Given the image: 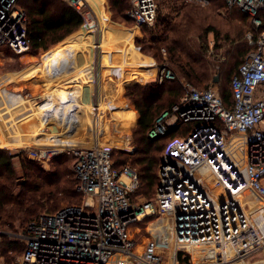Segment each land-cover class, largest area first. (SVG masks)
<instances>
[{"label": "built area", "instance_id": "built-area-1", "mask_svg": "<svg viewBox=\"0 0 264 264\" xmlns=\"http://www.w3.org/2000/svg\"><path fill=\"white\" fill-rule=\"evenodd\" d=\"M63 1L82 13L85 26L94 25L89 0ZM129 3L128 15L137 27L155 25L158 0ZM226 3L251 15L254 30L246 37L257 48L232 78L231 107L214 87L186 84L181 100L156 119L150 138L182 122L192 127L164 148L154 198H133L140 175L130 165L114 167L112 144L80 141L82 127L75 119L44 118L43 132L58 135L63 129L67 139L31 144L24 147L27 156L45 165L63 153L74 154L84 203L32 221L23 235L26 249L20 264H264V95L257 96L264 84V29L260 31L258 15L264 0ZM1 47L20 55L31 50L27 14L19 0H0ZM84 55L77 52L78 62L85 61ZM166 71L163 65L159 82ZM79 97L89 107L84 125L92 126L93 86H83ZM146 217H151L150 235L143 242L137 224Z\"/></svg>", "mask_w": 264, "mask_h": 264}, {"label": "trees", "instance_id": "trees-1", "mask_svg": "<svg viewBox=\"0 0 264 264\" xmlns=\"http://www.w3.org/2000/svg\"><path fill=\"white\" fill-rule=\"evenodd\" d=\"M209 1L208 5L202 6L184 0H158L156 25L142 26L143 33L150 37L152 43H148L146 38H137L136 42L144 49L149 47L158 61L165 59L161 55L162 47H165L167 60L172 65L170 68L177 70L178 74L199 89L208 88L212 84L210 81L215 82L218 76L219 94L224 103L231 107L234 104L232 78L246 55L257 48L246 37L248 31L254 30V24L251 15L238 6L229 8L226 0ZM110 2L116 14L128 18L129 0ZM19 4L27 14L28 37L35 51L49 50L84 24L82 13L63 0H19ZM258 15L263 21L262 31L264 9ZM210 31L214 32L212 50L207 40ZM232 33L237 35L240 51L232 64H228L221 60L218 51L226 47ZM75 45L68 46L52 57L56 65ZM150 70L151 73L154 69ZM224 72H228L229 81L226 85L221 83L222 77H225ZM78 88L76 86L69 92H79ZM126 93L140 114L138 124L132 130L135 147L132 151L114 148L112 158L115 168L122 169L130 165L138 171L141 186L136 193L148 195L159 184L158 170L164 148L176 136L186 133L192 127L182 122L165 135L156 138L148 135L156 119L164 111L172 110L181 100L185 94L184 86L177 79L165 76L162 83L156 80L147 84L128 85ZM23 151L12 152L0 148V228L4 230L27 232L29 224L43 213H55L65 206L82 204L84 198L79 190L80 180L73 168L76 158L74 154L63 153L55 157L52 160L54 169L50 171ZM15 157L21 159L20 173L15 167ZM150 219L146 217L141 223L146 224ZM2 237L0 251L5 264H19L17 258L23 256L26 245L6 235Z\"/></svg>", "mask_w": 264, "mask_h": 264}, {"label": "rangeland", "instance_id": "rangeland-1", "mask_svg": "<svg viewBox=\"0 0 264 264\" xmlns=\"http://www.w3.org/2000/svg\"><path fill=\"white\" fill-rule=\"evenodd\" d=\"M92 9L94 10L93 13L95 14V23L97 24L98 22V17L96 14L97 10L100 13V19H99V30H89L92 26L86 27L84 24L80 27V29L76 30L74 33H72L71 35H69L68 37H66L63 41H61L60 43H58L57 45H55L56 47H52L54 50L57 47H64V45H75V42H78L77 45H75L73 47L72 50L81 48V43L85 42V39H81L82 37L86 36L87 37V44L82 45L87 47V50L90 52V57H87V54L84 52V59L86 60L84 64L87 63V60L89 59V63L87 65V67L89 65H93L92 67V73L96 74L101 82V74H100V70L101 68L99 67V64H104L106 66H121V69H124L125 67H130V66H134V67H138V69H144L146 70V75L148 76L150 73V68L154 69L155 63L154 60L149 58L148 56H145L143 54H141L138 50L137 47L140 48V50L149 55L152 56L153 58H155L154 52L149 49V47H147L146 49H144L142 47V45H138V43L136 42V39H144L146 38L148 43H152L150 37L148 35H146L145 33H143L142 31V27H140V29L136 26V24L131 20L132 18H130V16L128 15V11H127V15L128 18H125L123 16H120L118 14H116V12H114L113 7L111 5L110 0H95L92 4H91ZM163 10H166V8H164ZM224 14H226V12H223ZM110 18L109 22H113L114 25H108V23L106 24V19ZM210 18L207 19V21H209ZM85 23V20H84ZM156 25V24H155ZM153 25V26H155ZM120 26V27H119ZM127 28H125V27ZM153 26H149V27H153ZM135 29H137V33L135 32ZM105 30H107L106 32L111 33V35L117 37V45L115 47H112V51H109L111 49L107 48V43L103 42V36L102 33L105 32ZM93 31V32H92ZM100 31V32H99ZM88 33V34H87ZM135 36V46L133 43V37ZM148 36V37H147ZM237 35H235V33H232L230 35L231 38H233V40H231V38L229 37L230 40H228V43L226 44V47L223 49H220L218 52H220L221 60L227 62L228 64H232V61H234V57L236 56V54L240 51H238L239 49V45L237 42ZM114 38V37H113ZM207 40L209 42V46L210 49L212 50L214 47V32L210 31L208 33L207 36ZM105 41V39H104ZM120 42V43H119ZM93 43V44H92ZM100 43V46L102 45L103 48L105 50H103V55H102V59H101V50L97 49L98 44ZM132 44L133 48L136 49L138 56L136 58V60H132L131 56L128 55V50L129 47L128 45ZM93 46V47H92ZM51 49V48H50ZM59 49V48H57ZM71 50V51H72ZM35 51L33 48H31V50L29 52ZM51 51V50H50ZM70 51V52H71ZM116 51L118 52V54H116ZM39 53L43 52V51H38ZM48 52L47 51L44 54V66L43 67V74L44 76L47 78L48 76H50V63L48 61ZM69 52V53H70ZM11 53L15 56H20V54H17L16 52H14L13 50H11ZM77 55V53H76ZM161 55H163L165 57V59H163L162 61H157V64H161V67L163 65H165L167 67V71L165 72V75L167 78H171V79H177L183 86H184V91H186V84L187 86H192L195 87L190 81H186L181 74L177 73V70H174V73L176 74L175 77H171V74L168 71V67H171V63L169 62V60H167V49L165 47H162L161 50ZM76 59V58H75ZM104 59V60H103ZM104 61V63H103ZM226 63V64H227ZM98 64V65H97ZM160 67V66H159ZM48 70H50L48 72ZM109 72L111 71V69L108 70ZM37 70H33L32 67H29L27 70H25L24 72H22L21 74L23 75L24 78H27L28 80H30L32 78L33 74H36ZM138 73V72H136ZM173 73V72H171ZM173 73V74H174ZM174 74V75H175ZM16 75H19L17 73L14 74H9L8 78L12 79L17 77ZM37 75V74H36ZM133 73H123V74H119L118 76H114L115 81L119 82V80H121L123 77L126 76V78H124L125 82L122 83H117L114 82V84L116 87L114 88V92L118 91L119 93H116V95H118L116 97L112 96L111 98L109 97V93L105 92V95H103L102 97V93L101 91V85L100 83H98L97 88H98V92H97V97H96V104L95 106H101L102 109L106 110V113L103 115L104 119L101 124H95L94 122V118L95 117H91L90 119L92 121V126L93 128H89L88 127H92V126H85L86 128H81L80 130V135L79 136V140L80 141H93L95 142H102V143H110L113 145V147L117 150H125V151H132L134 149V140H133V133L132 130L137 126L138 121H139V116L138 113L135 111V104L130 100V98L127 96L126 93V88L128 85H132V84H147V83H140L138 80L133 79L132 78ZM217 75V74H216ZM225 77H222V81L221 83L223 85L228 84L229 79L227 78L228 76V72H224ZM221 79V76H220ZM134 80V81H132ZM128 83H127V82ZM130 81V82H129ZM159 82V81H158ZM212 84L209 85V87H213L215 86L217 89L219 88V85L217 83H214L212 81H210ZM149 83V82H148ZM80 87V85H73L72 89H74V87ZM117 88H119V90H117ZM72 89H70L69 87H64L61 88L60 90L56 91V90H51L49 92V95L51 98H54L55 96H60L62 98V101L56 102L59 105L56 107L58 109H56L53 104L47 103L45 105V107L42 109V111L39 112V116L40 114L42 115L43 113H45V110L50 111V115L51 116H55L57 120H59V122L61 120H64L65 118H68L70 120L75 119L77 120L79 123H86L87 122V113L85 111V109H89L88 106L84 105L81 106L78 102V96L76 99L73 100V98H69L68 99V93L69 91H71ZM112 89V88H111ZM108 90V89H107ZM0 93L2 95V98L0 99V105H4L2 109H7L12 111V108H15L18 106V104L23 103V98L22 96L15 94V93H8V91H6L5 88H1ZM68 94V95H67ZM264 95V84L260 85V87L258 88L257 91V96H262ZM101 96V97H100ZM109 97V98H106ZM59 101V100H56ZM55 103V101H54ZM17 104V105H16ZM110 104H114L116 106V108H111L110 110L113 112L115 111V113H108V108L111 107ZM94 106V107H95ZM66 109H68L71 113L70 115H66L64 114ZM113 109V110H112ZM125 109H127L126 111H124ZM93 110V108H92ZM116 111H118L116 113ZM119 112H121V114L119 115ZM122 112L124 113V115L122 116ZM74 113V114H73ZM90 113V112H89ZM77 114H80L77 116ZM65 116V117H63ZM120 116V117H119ZM5 117V116H4ZM28 117V118H27ZM32 115H28L24 117L23 123L26 122L27 120H29V118H32ZM116 117L117 120L114 121L113 118ZM124 118V120H123ZM100 119V118H99ZM43 120H45L44 118L41 117V121L40 124H35L33 126H30L29 129H22L21 128V123H16L14 124L15 127H12L11 132L9 134V136H0V140L1 143L0 144H6V145H0V148H5V149H10L12 152H22L23 150H25V148H28L29 145L31 144H53L55 143L57 140L62 139V140H66L67 139V133L66 131H64L63 129L61 130V132L58 135H48L46 132H43L41 130L42 128V124H43ZM134 125L129 126V124L134 123ZM96 136L99 140L95 139ZM39 138H43V140H47V143H37L35 141L39 140ZM17 141H24V143L27 144H23V147H18L17 145ZM25 147V148H24ZM26 151V150H25ZM24 153V151H23ZM25 155L27 156V151L25 152ZM20 157H15L14 162H15V167L18 171V173L21 172V161H20ZM41 163V162H40ZM41 165L45 168L48 169L50 171H53L54 169V165L53 162L50 161L48 164L43 165L41 163ZM73 168H74V164H73ZM75 170V169H74ZM157 190V189H156ZM156 190L152 191L151 194L145 195L143 193L140 192V194L135 193L134 195V199L137 201H142L144 199H152L155 197L156 194ZM84 197V196H83ZM82 203H84V198ZM140 228L141 231L140 233L137 234L138 239H140L141 241L145 242L148 240V237L150 235V233H148L147 231V226L148 223L146 224H142L141 222H139L137 224ZM28 232V231H27ZM27 232H25L24 230H17V231H12V230H4L0 228V250H1V245H2V241H3V237L2 235H6L8 237H11L14 240H19L22 243L25 244V239L23 237L24 234H26ZM26 245V244H25ZM22 256H19L18 262L20 264ZM0 264H5V258L4 256L1 255V251H0Z\"/></svg>", "mask_w": 264, "mask_h": 264}, {"label": "crops", "instance_id": "crops-1", "mask_svg": "<svg viewBox=\"0 0 264 264\" xmlns=\"http://www.w3.org/2000/svg\"><path fill=\"white\" fill-rule=\"evenodd\" d=\"M106 2H107V0H106ZM157 18H158V16H157ZM109 20H110V18L107 17V19L105 21L106 24L108 23V25H114V26L116 25V24H113V22H109ZM156 22H157V20H156ZM98 25H99V19H98L97 24L94 25L95 27L91 25L92 27L90 29H88V31L96 28ZM89 26H86V27H89ZM123 27H125V26H123ZM125 28H127V27H125ZM138 28L140 29V27H138ZM135 32L137 33V29H135ZM135 36H136V34L134 35L133 40H132L134 45H135V42H134ZM81 39H85L86 41L84 43L87 44L88 39L86 36L80 38V40ZM84 43L83 42L81 43V48L72 50L67 55L62 56L63 60L58 65H56V63L54 62V59L52 57L55 56V54L58 53L59 51H63L65 48L68 47V45H64L63 48L57 47L59 49L55 48L54 50H52L54 47H56V46H54L53 48L47 50V51H49L48 52V61L50 63V70H51V72L49 74L50 76H48L47 78L43 74V67H45L44 66V64H45L44 54L47 51H43L41 53H39L38 51H32V52H27L25 54H21L20 56H15L11 53V50H12L11 48H9V47H1L0 48V90H1V88H5L6 91H8V93H15V94L22 96V98H23V103L18 104V106L15 108H12V111L7 110V109H2V108H4L3 107L4 105H0V131H1L0 136H9L12 127H15L14 124H16V123H21L22 129H29L30 126H33L35 124H40L41 117L42 118L48 117V119H55L56 117L51 116L50 115L51 112L48 110H45V113H43L42 115L40 114V116H39V112L42 111V109L45 107V105L47 103H50V101H51V104H53V106L55 108L59 105L56 102L60 103L62 101V98L60 96H58V94L54 98H51L49 95V92L51 90L58 91L64 87H69L70 89H72L73 85H78V86L80 85L81 88L85 85H89V86H93V88L95 90V100H96L97 92H98V88H97L98 83H100V85H101V91L100 92L102 93V97H103V95H105V92H108V93L110 92L109 93L110 98L112 96H115L116 93H119L118 91L114 92V88L116 86L112 85V84H114V82H117V81H115L114 76H118L119 74L133 73L132 78L138 80L140 83H148V82L156 81V80L158 81L160 70L162 68L161 64L160 65L157 64V61L155 58L143 53L140 50V48L135 45L141 54L148 56L149 58L154 60L155 66H154L153 72H151L147 76L146 70H144V69H138V67H134V66L125 67L124 69H121V66H116V67L106 66V65H104L105 63L103 61L104 64H102V62H101V64H99V67L101 68L100 74L102 76L101 82H100L98 76L96 74L92 73L93 65H89L87 67V65L89 63V59L87 60L86 64H84L86 60L81 63V62H78L77 59H75L76 53L78 51H84L87 54V57L88 58L90 57V52L87 50V47L82 46V45H85ZM128 47H129L128 55L131 56L133 61L136 60V58L139 57L136 49L133 48L132 44L128 45ZM97 49L98 50L101 49V59H102L103 47H102V45L100 46V43L98 44ZM110 51H112V50H110ZM116 54H118L117 51H116ZM29 67H32L33 70H37V73H36L37 75L33 74L32 78L30 80H28L27 78H24L23 75L21 74L22 72L27 70ZM168 68H169V70H171V72H173V70L170 67H168ZM109 69H111L110 72L108 71ZM50 70H48V72ZM136 72H138V73H136ZM14 73H17L19 75H16L17 77H15V78L9 79L8 75L14 74ZM175 76L176 75H174V77ZM124 78H126V76L123 77L121 80H119V82H117V83L125 82ZM132 81H134V80H132ZM214 83H218V82H214ZM80 87L78 88L79 92L71 93L73 91L72 90L71 92L68 93L69 95L68 94L67 95H68V99L74 97L73 100L76 99L78 96V102L81 105L80 97H79L80 92H81ZM213 87L215 89H217L215 86H213ZM117 90H119V88H117ZM217 91H218V89H217ZM117 96L118 95H116V97ZM109 97H106V98H109ZM1 98H2V95L0 93V99ZM56 100H59V101H56ZM54 101H55V103H54ZM95 104H96V102H95ZM56 109H58V108H56ZM135 111L138 113L136 108H135ZM70 113L71 112L68 109H66L64 114L70 115ZM32 114H33V117L29 118V120H27L26 122L23 123L24 117L28 116V115H32ZM120 114H121V112L119 113V115ZM78 115H80V114H77V116ZM123 115H124V113L122 112V116ZM138 115H139V113H138ZM139 119H140V116H139ZM123 120H124V118H123ZM80 125L82 128L83 127L86 128L83 121H82V123H80ZM1 128H3V129H1ZM94 137H95V139L99 140L96 136H94ZM35 142L47 143L48 141L43 140V138H41V139L39 138V140H37ZM0 143H1V140H0ZM22 144H27V143H24V141H17L18 146L22 145ZM0 145H6V144L3 143Z\"/></svg>", "mask_w": 264, "mask_h": 264}, {"label": "bare ground", "instance_id": "bare-ground-1", "mask_svg": "<svg viewBox=\"0 0 264 264\" xmlns=\"http://www.w3.org/2000/svg\"><path fill=\"white\" fill-rule=\"evenodd\" d=\"M95 0H89V2H90V4H92L93 2H94ZM96 11V14H97V17H98V19H100V13L97 11V10H95ZM94 25H96V24H94ZM93 25V26H94ZM95 27V26H94ZM100 28H99V25L96 27V28H94L93 29V31L94 30H99ZM92 31V32H93ZM107 30H105V32H103L102 33V36H103V42H106L107 43V48L108 49H111L112 50V47H115L116 45H117V43H118V41H117V37H115V36H113V35H111V33H109V32H106ZM100 32V31H99ZM114 37V38H113ZM104 39H105V41H104ZM120 43V42H119ZM93 44V43H92ZM93 47V46H92ZM103 47V46H102ZM101 48V47H100ZM106 49V48H105ZM104 48H103V50H105ZM101 50V49H100ZM102 50V51H103ZM107 50V49H106ZM110 51V50H109ZM111 105V107L110 108H108V113H115V111H111L110 109L111 108H116V106L114 105V104H110ZM102 110V111H101ZM113 110V109H112ZM127 109H125L124 111H126ZM93 112H94V114H95V118H94V122H95V124L97 125V124H101L102 125V123L101 122H103V119L102 118H104V116H102V115H104L105 113H106V110H104V109H102L101 108V106H95V107H93V110H92ZM128 111V110H127ZM118 111H116V113H117ZM120 113V112H119ZM102 114V115H101ZM120 117V116H119ZM100 118V119H99ZM113 120L114 121H116L117 120V118L116 117H114L113 118ZM1 129H3V128H1ZM5 130V129H4ZM3 131V130H2ZM1 132V131H0ZM166 241V240H165Z\"/></svg>", "mask_w": 264, "mask_h": 264}, {"label": "water", "instance_id": "water-1", "mask_svg": "<svg viewBox=\"0 0 264 264\" xmlns=\"http://www.w3.org/2000/svg\"><path fill=\"white\" fill-rule=\"evenodd\" d=\"M219 81V78H218V76L215 78V82H218Z\"/></svg>", "mask_w": 264, "mask_h": 264}]
</instances>
